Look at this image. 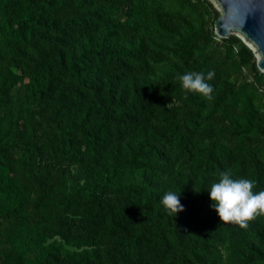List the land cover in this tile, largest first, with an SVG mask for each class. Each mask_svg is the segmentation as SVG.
<instances>
[{
	"label": "trees",
	"instance_id": "obj_1",
	"mask_svg": "<svg viewBox=\"0 0 264 264\" xmlns=\"http://www.w3.org/2000/svg\"><path fill=\"white\" fill-rule=\"evenodd\" d=\"M219 18L0 0V264H264V217L222 224L209 200L226 170L264 190V72ZM208 71L213 98H185L177 77Z\"/></svg>",
	"mask_w": 264,
	"mask_h": 264
},
{
	"label": "clouds",
	"instance_id": "obj_2",
	"mask_svg": "<svg viewBox=\"0 0 264 264\" xmlns=\"http://www.w3.org/2000/svg\"><path fill=\"white\" fill-rule=\"evenodd\" d=\"M215 76L214 71L186 72L179 75L185 98L188 93L198 94L211 100L213 88L207 82ZM254 183L246 178H233L231 170L220 173L218 182L211 184L209 200L220 223L235 224L246 229L257 217H264V190L254 192ZM164 211L173 217L184 210L180 203V193L167 192L160 199ZM127 218V217H126Z\"/></svg>",
	"mask_w": 264,
	"mask_h": 264
},
{
	"label": "water",
	"instance_id": "obj_3",
	"mask_svg": "<svg viewBox=\"0 0 264 264\" xmlns=\"http://www.w3.org/2000/svg\"><path fill=\"white\" fill-rule=\"evenodd\" d=\"M220 11L215 34L237 36L253 53L264 72V0H211Z\"/></svg>",
	"mask_w": 264,
	"mask_h": 264
},
{
	"label": "rangeland",
	"instance_id": "obj_4",
	"mask_svg": "<svg viewBox=\"0 0 264 264\" xmlns=\"http://www.w3.org/2000/svg\"><path fill=\"white\" fill-rule=\"evenodd\" d=\"M210 1H211V0H210ZM211 2H212V1H211ZM213 4H214V3H213ZM214 6H215L216 9H218L217 6H216V4H214ZM218 11H219V10H218ZM231 35H232V34H231Z\"/></svg>",
	"mask_w": 264,
	"mask_h": 264
}]
</instances>
